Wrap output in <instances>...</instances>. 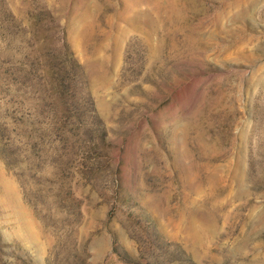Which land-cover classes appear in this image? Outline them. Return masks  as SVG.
<instances>
[{
	"label": "rangeland",
	"instance_id": "1",
	"mask_svg": "<svg viewBox=\"0 0 264 264\" xmlns=\"http://www.w3.org/2000/svg\"><path fill=\"white\" fill-rule=\"evenodd\" d=\"M0 264H264V0H0Z\"/></svg>",
	"mask_w": 264,
	"mask_h": 264
}]
</instances>
